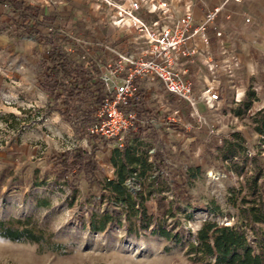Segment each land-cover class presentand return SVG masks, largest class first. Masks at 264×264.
Returning <instances> with one entry per match:
<instances>
[{"label":"rangeland","instance_id":"obj_1","mask_svg":"<svg viewBox=\"0 0 264 264\" xmlns=\"http://www.w3.org/2000/svg\"><path fill=\"white\" fill-rule=\"evenodd\" d=\"M33 2L41 18L44 5ZM46 48L21 16L5 13L0 3V219H27L49 241L41 247L0 236V264H213L214 257L189 250L204 220L244 227L250 239L254 226L264 233V223L252 224L241 212L255 197L249 182L258 169L264 180V133L256 128L264 105V54L252 48L253 71L243 65L240 102L233 100L234 87H221V100L211 112L213 132L189 131L196 138L181 149L164 131L161 152L150 146L159 138L154 133L122 148L114 141L84 142L62 117L60 103L53 109L41 86ZM247 101L248 109L234 112ZM168 105L173 107V101ZM198 105L204 109L203 103ZM230 142L242 150L225 158ZM94 144L99 170L93 175L78 171L76 186L70 188L54 158L73 147L89 151ZM116 150L122 157L128 153L138 158L123 183L132 194L134 212L106 185V179L115 177L120 159ZM104 211L114 220L103 230L92 229L90 219ZM157 223L180 233V242L157 233ZM54 242L63 246L47 249Z\"/></svg>","mask_w":264,"mask_h":264},{"label":"built area","instance_id":"obj_2","mask_svg":"<svg viewBox=\"0 0 264 264\" xmlns=\"http://www.w3.org/2000/svg\"><path fill=\"white\" fill-rule=\"evenodd\" d=\"M197 1L204 2L91 0L90 10L71 23L57 17L42 20V34H52L61 52L102 88L95 95L98 102L88 96L71 111L70 124L84 142L114 141L122 148L154 133L159 138L150 146L163 152L160 140L166 131L182 149L196 138L189 131H214L211 112L221 100V87L230 84L233 100L241 101L240 39L227 30V23L236 16L243 24H253L257 17L228 7L231 1L245 0H218L197 17ZM2 7L15 15L13 5ZM51 12L44 8V15ZM250 41L255 44V38ZM171 100L173 107L168 105Z\"/></svg>","mask_w":264,"mask_h":264},{"label":"trees","instance_id":"obj_3","mask_svg":"<svg viewBox=\"0 0 264 264\" xmlns=\"http://www.w3.org/2000/svg\"><path fill=\"white\" fill-rule=\"evenodd\" d=\"M0 3L13 5L16 11L15 15L22 17L23 25L27 29L36 32L47 46L45 58L42 61L43 74L40 83L43 89L47 91V96L52 103L53 109L62 101L64 108L61 109V115L67 122H70L72 118L71 111L76 110L88 96L94 102L100 100L99 97H95L96 94H101L102 92L99 83L92 80L89 81L85 77V70L73 64L61 52L52 34L50 36L42 34V20L51 19L54 21V16L43 15L38 18L36 15L37 6L30 4L26 0H0ZM60 71L61 75L58 76ZM68 78H72V81H68ZM73 82L79 84L80 87L76 88ZM249 106L250 101H247L242 109L237 108L234 112L241 114ZM262 108V111L259 112L262 116L256 127L260 133H264V105ZM102 143L105 145L107 141L103 140ZM228 144L229 148L224 153L225 158H231L241 152L242 149L234 147L233 143L230 142ZM97 150L98 147L94 144L89 151L81 147H73L65 149L56 155L54 160L59 174L67 178V184L70 188L74 189L76 186L75 181L78 171H82L85 175H93L99 170L100 166L95 158ZM116 153L120 159L119 163H116L115 177L106 179V185L121 202L127 204L131 212H134L136 209L132 194L123 183L135 171V164L138 158L128 153H125L124 157H122L118 150H116ZM115 159L116 157H114V161ZM140 162L144 163L142 160ZM261 174V169H258L251 177L249 187L255 197L248 199L247 201H250V204L241 209L248 222L252 224L264 223V180L260 181ZM69 175L72 177H69ZM177 186L179 185L177 184ZM157 202V205L160 206L161 200ZM139 204L141 205L140 213L142 214V219H148V224L150 217L146 215L142 202ZM208 211L214 212V209L210 208ZM169 212L173 215L172 211ZM114 218L110 212L104 211L99 215L98 219L93 216L89 224L94 230H103ZM26 221L27 219H0V236L8 237L12 240L37 242L41 247H43L44 242H49L42 230L29 226ZM154 230L174 243L180 242L182 238L180 233L173 232L159 223L155 224ZM253 233L254 238L250 239L244 227L219 223L216 220H204L195 232V240L189 243V250L201 253L204 256L214 257L213 264H264V233H262L261 229L259 230V227L256 229L255 226L253 227ZM53 244L50 245L49 243L47 249L56 250L63 246L61 243L54 242Z\"/></svg>","mask_w":264,"mask_h":264},{"label":"crops","instance_id":"obj_4","mask_svg":"<svg viewBox=\"0 0 264 264\" xmlns=\"http://www.w3.org/2000/svg\"><path fill=\"white\" fill-rule=\"evenodd\" d=\"M33 2L34 0H28ZM42 3V0H36ZM58 5H47L43 2L44 8L51 9L52 16L57 17L60 22L71 23L79 14H85L90 10L91 0H59ZM197 1L195 4V16L200 17L205 8L214 5L218 0H203ZM40 3V4H41ZM228 7L235 10H245L257 17L256 23L243 24L236 16L227 23V30L233 33L240 39V56L242 55L243 65L247 66L249 72L253 71L251 50L254 48L256 52L264 54V0H245L243 2H229ZM255 38V44H251V39ZM242 52V54H241ZM243 65L241 67V74L244 79Z\"/></svg>","mask_w":264,"mask_h":264}]
</instances>
